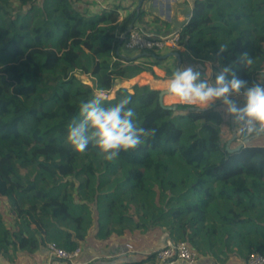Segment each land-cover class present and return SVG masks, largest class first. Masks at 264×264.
Instances as JSON below:
<instances>
[{"label": "trees", "instance_id": "1", "mask_svg": "<svg viewBox=\"0 0 264 264\" xmlns=\"http://www.w3.org/2000/svg\"><path fill=\"white\" fill-rule=\"evenodd\" d=\"M128 1L96 9L92 0H0V264H158L166 239L186 243L204 264L264 256V137L229 152L232 127L219 102L158 107L140 121L157 91L135 84L109 97L161 60L154 51L121 53L119 36L146 14ZM191 9L179 44L214 72L231 64L259 83L264 0H192ZM244 52L254 59L247 68ZM97 89L106 103L131 96L137 125L156 130L112 162L91 145L77 153L65 142ZM240 142L236 129L229 148ZM48 243L80 247L81 257L52 258Z\"/></svg>", "mask_w": 264, "mask_h": 264}, {"label": "clouds", "instance_id": "2", "mask_svg": "<svg viewBox=\"0 0 264 264\" xmlns=\"http://www.w3.org/2000/svg\"><path fill=\"white\" fill-rule=\"evenodd\" d=\"M224 50L221 46L220 52ZM238 60L246 68L254 64L247 52ZM165 94L199 110L219 102L225 119L238 129L242 144L264 137V77L249 85L232 70L231 64L214 72L211 61H205L202 67L176 68L167 81ZM106 101L107 93L97 89L91 99L81 103L78 117L67 127L65 142L77 153L85 152L91 145L104 161L112 162L121 152L144 144L156 130L137 125L136 113L129 107L131 96L125 95L115 103Z\"/></svg>", "mask_w": 264, "mask_h": 264}, {"label": "crops", "instance_id": "3", "mask_svg": "<svg viewBox=\"0 0 264 264\" xmlns=\"http://www.w3.org/2000/svg\"><path fill=\"white\" fill-rule=\"evenodd\" d=\"M191 1L192 0H145L142 2L141 5L142 10L146 13L143 17V22L142 23L136 22L134 26L139 32L152 38H159L167 34H170L174 31H177L180 29L181 25L188 22L190 19L191 10H192ZM117 3L127 6L129 4V1L105 0L104 6H102V8L100 9H106L109 5L117 4ZM154 17L159 20L157 23L152 22ZM183 50L185 51V54L182 53ZM121 53L122 54L126 53V55L129 56L131 55L134 58L141 55L139 52L125 50L123 48L121 50ZM166 53L167 52H163L161 55H164ZM177 53L181 58V63L179 65V68L186 67L189 65H193V66L200 65L202 67L205 62L193 58L184 47H182L181 50ZM159 59H161L159 62L153 61L154 65L150 64L151 70H145L136 77L132 78L131 80L126 81L124 87H126L128 91H131L132 86L135 84L147 85L148 87H150V86L158 85L159 84L158 82H163L164 87H162V89L165 90L167 81L171 77L172 73L174 72L177 66V59L173 56L166 58L159 57ZM145 61L147 63L150 61L152 62L151 59H146ZM262 77H264V72L262 74ZM154 100H155V106L153 105ZM157 109H158V99L153 98L151 105L141 109L137 113V117L141 121L147 115L155 114ZM221 111L223 113L222 107H221ZM118 248L119 246H114L108 251L111 253L116 252L118 251ZM79 257H81V254L79 255ZM78 258L77 260H79ZM229 258L234 260L236 259V256L230 254ZM205 262L206 260L197 259L195 264H204ZM179 264H183V263H179ZM241 264H245V262H242Z\"/></svg>", "mask_w": 264, "mask_h": 264}, {"label": "built area", "instance_id": "4", "mask_svg": "<svg viewBox=\"0 0 264 264\" xmlns=\"http://www.w3.org/2000/svg\"><path fill=\"white\" fill-rule=\"evenodd\" d=\"M96 4H103L104 0H92ZM122 35V34H121ZM119 36V39L121 38ZM122 48L129 51L146 52L154 51L158 53L176 51L179 52L183 46L179 44V30L159 38H152L139 32L137 29L130 30L121 40ZM158 85L150 86L154 91H161L164 87L163 82ZM164 90V89H162ZM163 103L165 105H184L174 98L164 95ZM189 106V105H184ZM193 107V106H192ZM127 251L132 252V246L126 244ZM158 264H195L197 261L196 253L184 242H174L166 239L163 245L155 250ZM47 253L52 258L66 260L74 263L81 254V248L77 247L71 251L57 247L53 243L47 244ZM245 264H264V256L260 253H251L248 255Z\"/></svg>", "mask_w": 264, "mask_h": 264}, {"label": "water", "instance_id": "5", "mask_svg": "<svg viewBox=\"0 0 264 264\" xmlns=\"http://www.w3.org/2000/svg\"><path fill=\"white\" fill-rule=\"evenodd\" d=\"M143 1L144 0H139L138 1L137 6H136V9L137 10L140 8V6H141V4H142ZM130 30H132V26H130L129 29L121 35L120 41L127 35V33ZM143 54L144 55H147V53H143ZM170 56H173V57H175L177 59V66H176V68H179V65L181 63V58H180L179 54L176 51L167 52L166 54L161 55L159 57L160 58H166V57H170ZM164 95H166L165 94V90H161V91L158 92V107L163 108V109H167V110H174V109H176V105L169 106V105H165L163 103V96ZM231 127H232V134H231V137L226 142V149L229 152H234V151L239 150L247 141L245 143H243V144L240 142V144L238 146H236L234 149H230L229 148L230 144L236 139V129L232 125H231Z\"/></svg>", "mask_w": 264, "mask_h": 264}, {"label": "rangeland", "instance_id": "6", "mask_svg": "<svg viewBox=\"0 0 264 264\" xmlns=\"http://www.w3.org/2000/svg\"><path fill=\"white\" fill-rule=\"evenodd\" d=\"M104 4H105V0H104V2H103V4H93V8H98V9H100V8H102V6H104ZM84 80H85V78H84ZM86 83H88V82H86ZM89 84V83H88ZM124 84H125V82H123L120 86H116L113 90H112V92H111V94L109 95V97L110 98H112L113 96H114V92L116 91V89L118 88V87H123V88H126V87H124ZM2 206L4 207V213L5 214H8L9 212H8V204L6 203V201H3V203H2ZM80 259V258H79ZM34 264H37L36 262H34Z\"/></svg>", "mask_w": 264, "mask_h": 264}]
</instances>
